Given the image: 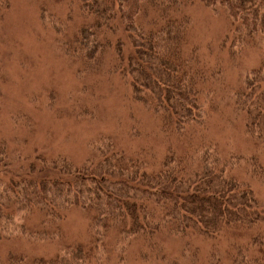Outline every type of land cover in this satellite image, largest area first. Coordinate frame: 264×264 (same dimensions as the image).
I'll use <instances>...</instances> for the list:
<instances>
[{"label":"trees","instance_id":"obj_1","mask_svg":"<svg viewBox=\"0 0 264 264\" xmlns=\"http://www.w3.org/2000/svg\"><path fill=\"white\" fill-rule=\"evenodd\" d=\"M40 2V27L57 33V51L80 82L92 76L96 87V78L117 77L127 102L154 125L161 148H126L116 136L98 135L76 164L62 154L24 152L28 141L16 134L0 136V264H101L102 253L126 264L129 246L135 262L176 264L162 253L169 243L188 264H264V198L253 187L264 182V0ZM196 3L227 19L218 46L226 63L222 55L210 61L196 44L186 12ZM251 49L261 53L257 67L229 82L226 69L237 72ZM86 87L80 98L69 97L68 115L96 111L99 101ZM30 113L5 114L13 132L23 129L28 139ZM227 127L252 146L226 150L218 133ZM74 209L85 215L87 236L68 243L64 224ZM18 240L57 249L46 256Z\"/></svg>","mask_w":264,"mask_h":264},{"label":"rangeland","instance_id":"obj_2","mask_svg":"<svg viewBox=\"0 0 264 264\" xmlns=\"http://www.w3.org/2000/svg\"><path fill=\"white\" fill-rule=\"evenodd\" d=\"M40 0H0V136H18L17 140L28 141L24 152L45 153L53 157L57 154L65 155L73 163L81 164L89 152L90 141L98 135H113L118 137L120 144L126 148L133 145H152L161 148L157 142V134L154 125L148 120L133 103H128L125 96L126 89L117 77L111 80H96L100 83L94 87L92 76H85L84 83L75 75V67L67 57L57 51V33L51 29H42L39 5ZM58 14L64 15L62 6H58ZM191 17L193 34L196 44L206 57L213 58L220 55L218 46L228 27V21L224 16L216 15L212 9L202 3H196L186 10ZM66 24H69L68 22ZM211 50L213 53L211 54ZM226 61V55L221 53ZM220 55V56H221ZM261 59L259 50H247L240 57V66L226 69L229 82L235 83L236 74L245 73L256 65ZM243 73H242V72ZM230 72V73H229ZM87 84V85H86ZM89 93L94 92L98 105L92 110L87 107L82 110L84 117L75 118L66 112L71 95L76 98L82 96L83 87ZM54 94H59L57 99ZM29 97V98H28ZM53 101L49 109L46 105L48 99ZM30 100H35L32 103ZM37 107H41L37 109ZM54 108L60 109L65 115L56 118ZM32 112V120L26 125L33 127V133L28 139L19 132L14 133V124L5 114L17 118L18 113ZM219 120V117L216 119ZM138 133L137 141L133 142L129 137ZM135 133V134H137ZM238 128H226L218 133V139L226 150L235 147L252 146L244 143L239 135ZM241 141V143L239 142ZM11 141V140H9ZM264 161V154L261 156ZM253 187L257 194L264 198V182H254ZM87 221L85 215L78 209L72 210L64 224V238L68 243L84 240L87 236ZM110 237V236H109ZM110 239V238H109ZM111 241V239H110ZM19 247H34L37 253L53 256L57 246L45 242L36 241L32 246L26 241L15 243ZM112 244V243H111ZM169 243L162 253L166 260L176 264H188L189 258L177 253V246ZM6 245L0 244V259H4L5 252L1 250ZM112 250L115 245L111 246ZM121 251L122 246H120ZM125 256H132V261L126 264H152L151 262H135L136 250L129 246L124 250ZM109 253H102L99 257L101 264H117V260L109 261ZM134 258V261H133ZM137 261V260H136ZM164 264V263H163ZM197 264H205L203 260Z\"/></svg>","mask_w":264,"mask_h":264}]
</instances>
